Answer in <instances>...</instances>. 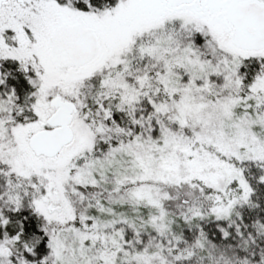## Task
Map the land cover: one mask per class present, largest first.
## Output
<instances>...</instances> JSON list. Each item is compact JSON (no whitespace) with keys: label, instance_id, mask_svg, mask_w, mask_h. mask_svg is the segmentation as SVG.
Segmentation results:
<instances>
[{"label":"snow or ice","instance_id":"obj_1","mask_svg":"<svg viewBox=\"0 0 264 264\" xmlns=\"http://www.w3.org/2000/svg\"><path fill=\"white\" fill-rule=\"evenodd\" d=\"M0 264H264V0H0Z\"/></svg>","mask_w":264,"mask_h":264}]
</instances>
